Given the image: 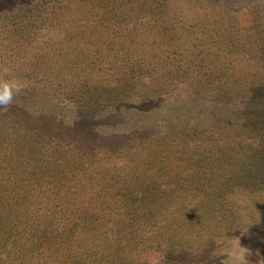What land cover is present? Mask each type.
<instances>
[{"label": "rangeland", "instance_id": "rangeland-1", "mask_svg": "<svg viewBox=\"0 0 264 264\" xmlns=\"http://www.w3.org/2000/svg\"><path fill=\"white\" fill-rule=\"evenodd\" d=\"M53 1L58 5L53 6L51 0H13L15 4L8 8L10 11L0 17V54L14 57L1 61L0 66L6 63L19 70L35 69L36 78H32L31 86L47 81L50 84L47 91L65 93L76 100L83 96L87 85L97 87L101 80L111 78L114 70L116 76L114 68L121 66L123 56L137 68L142 59L148 68L163 65L166 70L169 66L166 68L165 54L173 51L172 59L179 61L182 71L190 70L188 66L193 62L194 74L198 75L195 80L207 83L210 89H228L229 84L237 85L239 81L250 85L264 83V0H156L171 9L156 19L155 15L152 19L144 15L140 20L143 26L129 38L123 32L126 18L99 19L81 9L74 14L67 10L68 0ZM118 1L137 7L155 0ZM23 3L30 10L39 6L41 18L21 14L22 9L14 12ZM189 29L192 35L186 31ZM93 54L99 56L96 65ZM109 67L111 73L104 69ZM206 71L210 73L204 74ZM23 73L27 79L33 77ZM55 73L59 76H54ZM187 78L180 76L178 81L182 83ZM209 95L221 98L215 91ZM223 113L225 116H218V121L213 122L211 133L213 138L220 139V144L230 142L231 147L234 133L237 143L246 132L233 128L230 135L227 129L234 119L232 114ZM127 118L125 122L131 125L139 119ZM137 127L138 124L134 129ZM7 142V145L24 146L9 137ZM144 147L149 158L132 155L122 158L115 152L118 160L113 153L110 159L96 165V170L86 171H81L71 156L62 153L44 149L35 156L41 161L39 165L45 167L34 168L33 176L29 172L19 182L29 195H36L34 199L51 194L45 188L57 182L53 176L58 175L59 164L71 163L67 179L75 182L84 176L92 186L84 191L82 198L86 213L92 208L98 221L87 223L91 229L87 243L82 254L73 255L69 264H153L146 251L149 252L148 234L157 228L152 233L156 234L153 247H158L154 264H264L263 165L244 158L243 154L239 160L227 155L225 159L199 163L180 158L168 164L163 162V151L166 154L163 139ZM130 149V154H141L135 144ZM36 151L32 149L33 153ZM18 160L26 157L20 156ZM33 208H24L23 204L16 209L15 216L22 218L23 210ZM170 211L175 215L163 222V213ZM16 222L11 221L3 229L0 259L5 261L1 264H28L22 249L25 236L21 228L14 226ZM93 227H97L96 231H92ZM131 237L136 240L132 241ZM240 249L246 250L242 261ZM137 253H143L140 259L135 257Z\"/></svg>", "mask_w": 264, "mask_h": 264}, {"label": "trees", "instance_id": "trees-1", "mask_svg": "<svg viewBox=\"0 0 264 264\" xmlns=\"http://www.w3.org/2000/svg\"><path fill=\"white\" fill-rule=\"evenodd\" d=\"M3 1L0 0V17L5 16L10 11L8 8L15 4L13 0ZM51 2L53 6L58 5V2ZM67 2V10L74 14L81 9L85 14L93 13L99 19L126 18V27L123 29V32L127 33L126 38L132 37V33L143 26L140 20L144 15L150 19L155 15L156 19L160 18L166 9H171L168 6L165 8L161 1L156 0L137 7L118 0ZM16 8L14 12L22 9L21 14L41 18L39 6L30 10L27 4L23 3ZM135 10L141 11L140 14ZM131 20H134V23L127 27ZM186 31L190 35L193 34L191 29ZM174 52L165 54L166 68L169 66L166 70H163V65L148 68L142 59L139 61L140 68H137V65L134 67L125 55L120 59L121 66L114 68L117 70L116 76L114 70L111 78L99 80L97 87L87 85L83 96L76 100L65 93L47 91L50 85L47 81L38 86H31L30 84L34 83L32 78H36L35 69L19 70L6 63L0 66V79L11 80L20 87V92L14 96L12 104L7 108L0 107V238L8 223L18 221L14 226L23 230L25 237L22 239V249L28 264H69L68 261L73 255L82 254V249L87 243V234L91 230L87 223L98 221L92 208L86 213V203L82 198L84 191L92 187L90 181L84 176L75 182L66 178L72 168L71 163L59 164L56 169L58 175L53 176L57 182L53 181L52 186L51 183L47 185L45 192L50 190L51 194L46 197L34 199L35 194L29 195L28 190L19 185L25 174L30 172L33 176L34 168L45 167L39 165L41 161L35 157L41 155L44 149L54 151L55 154L71 156L73 161L81 166L80 170L86 171L88 168L96 170V165L103 163L104 159H110L111 154L115 152L122 155V158H129L131 155L149 158L144 146L163 139V150L166 152L164 154L163 151V162L168 164L180 158L199 163L201 160L213 158L225 159L227 155L239 160L243 154L244 158L256 160L259 165L264 166V83L250 85L239 81L237 85L229 84L228 89H210L207 83L204 85L195 80L194 77L198 75L194 74L196 68L193 62L188 66L190 70L185 73L182 71V67L178 66L179 61L172 59ZM192 55L190 51V56ZM98 58L99 56L93 54L94 65ZM12 59L14 57L11 54H0V64L3 60ZM167 59L170 62H167ZM104 69L111 73V67ZM98 70L101 73L104 71L101 68ZM23 72L33 77L27 79ZM62 72L63 69L60 74ZM209 73L206 71L204 74ZM54 76L59 74L55 73ZM180 76H188V80L179 83ZM24 79L25 82L22 81ZM113 79L120 85L113 83ZM58 87L65 88L62 85ZM168 87V90H163ZM78 91L81 94V91ZM214 91L221 98L215 99L209 95ZM223 112L232 114L234 119L232 123L228 121L230 126L227 131L230 135L233 128L246 132L241 134V140L237 143L234 133L231 140L234 144L231 147L230 142L220 144V139L213 138L211 133L213 122L218 121V116H225ZM130 116L139 119L134 120L131 125L125 122H128L126 117ZM137 124L139 127L134 129ZM8 137L12 142L24 143V146L7 145ZM133 144L140 147L138 151L141 154H130ZM32 149L37 151L33 153ZM116 153L115 159L118 160ZM20 156L26 157V160H18ZM20 192L23 194L19 196ZM23 204L24 208H34L31 212L23 210L22 218L15 216L16 209ZM172 215H175L172 211L163 213V222L170 221ZM96 229L97 227H93L92 231ZM157 229H151L148 234L149 252L146 251L150 263L153 264L157 262L154 260V254L158 247H153L156 234L152 233ZM131 240L136 238L131 237ZM142 255L143 253H137L135 257L140 259ZM2 261L4 262L5 258L0 259V264Z\"/></svg>", "mask_w": 264, "mask_h": 264}, {"label": "clouds", "instance_id": "clouds-1", "mask_svg": "<svg viewBox=\"0 0 264 264\" xmlns=\"http://www.w3.org/2000/svg\"><path fill=\"white\" fill-rule=\"evenodd\" d=\"M20 92V87L11 80L0 79V107H9L14 96ZM245 249H240L239 259L242 261Z\"/></svg>", "mask_w": 264, "mask_h": 264}]
</instances>
